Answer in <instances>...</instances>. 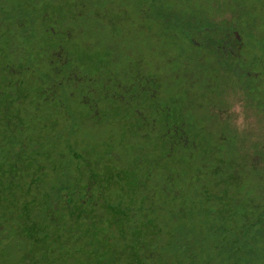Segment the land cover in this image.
I'll use <instances>...</instances> for the list:
<instances>
[{
    "label": "rangeland",
    "instance_id": "obj_1",
    "mask_svg": "<svg viewBox=\"0 0 264 264\" xmlns=\"http://www.w3.org/2000/svg\"><path fill=\"white\" fill-rule=\"evenodd\" d=\"M0 264H264V0H0Z\"/></svg>",
    "mask_w": 264,
    "mask_h": 264
},
{
    "label": "flooded vegetation",
    "instance_id": "obj_2",
    "mask_svg": "<svg viewBox=\"0 0 264 264\" xmlns=\"http://www.w3.org/2000/svg\"><path fill=\"white\" fill-rule=\"evenodd\" d=\"M211 43L212 41L208 39H201L199 42H195L194 40L191 41V44L194 47L204 49L210 47ZM213 47L215 49V53L212 56L216 57L217 61H221L222 58L225 60V71L227 70L230 72L233 70H238L235 69L234 66H239L241 64L240 61L238 63L235 61L239 60V55L242 49V40L236 31L229 30L223 37L219 39L217 43H214ZM252 77L258 78V74H253Z\"/></svg>",
    "mask_w": 264,
    "mask_h": 264
},
{
    "label": "trees",
    "instance_id": "obj_3",
    "mask_svg": "<svg viewBox=\"0 0 264 264\" xmlns=\"http://www.w3.org/2000/svg\"><path fill=\"white\" fill-rule=\"evenodd\" d=\"M229 30L225 29V33H227ZM232 30L236 31L238 33V35L242 38V36L240 34V31H238V29H232ZM198 60H201V58H199ZM212 61H213V64L215 66L220 67L221 70H223L227 75L232 76L236 80H240V84H242L243 79L253 75V73L248 72L242 65L234 66V68L238 69V70H233V71L229 72L227 70L226 71L224 70L225 65L223 64L222 60L221 61H217L216 57L212 56ZM239 61H240V63L242 62L240 59L238 61L236 60L235 62L238 63ZM258 78H259V74H258ZM258 78H255V79H258Z\"/></svg>",
    "mask_w": 264,
    "mask_h": 264
}]
</instances>
